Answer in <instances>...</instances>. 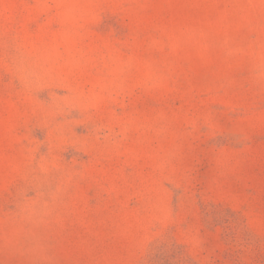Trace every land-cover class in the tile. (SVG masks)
<instances>
[{"label":"rangeland","instance_id":"obj_1","mask_svg":"<svg viewBox=\"0 0 264 264\" xmlns=\"http://www.w3.org/2000/svg\"><path fill=\"white\" fill-rule=\"evenodd\" d=\"M0 264H264V0H0Z\"/></svg>","mask_w":264,"mask_h":264}]
</instances>
